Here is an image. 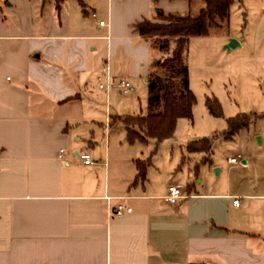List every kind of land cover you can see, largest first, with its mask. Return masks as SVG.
I'll use <instances>...</instances> for the list:
<instances>
[{
  "label": "crops",
  "instance_id": "1",
  "mask_svg": "<svg viewBox=\"0 0 264 264\" xmlns=\"http://www.w3.org/2000/svg\"><path fill=\"white\" fill-rule=\"evenodd\" d=\"M204 7V0H0V264H264V113L254 111L231 140L216 132L210 154L189 153L190 141L179 156H156L145 183L135 182L137 162L149 160L140 145L153 140L129 143L120 120L137 116L136 89L160 76L163 53L136 26L158 22L157 10ZM107 64L130 94L99 88ZM240 137L246 151L228 157L224 179L208 180L211 168L220 166V177L224 170L215 139L235 145ZM171 184L184 187L176 205L166 201ZM120 204L124 216L109 217L108 207Z\"/></svg>",
  "mask_w": 264,
  "mask_h": 264
},
{
  "label": "rangeland",
  "instance_id": "2",
  "mask_svg": "<svg viewBox=\"0 0 264 264\" xmlns=\"http://www.w3.org/2000/svg\"><path fill=\"white\" fill-rule=\"evenodd\" d=\"M263 11L264 0H235L230 12L229 29H212L207 37L192 38L184 58L189 70L190 85L197 98L193 110V121L180 119L174 137L160 143L154 156L152 155L155 149L153 141L148 145H140L141 152L144 153L143 158L149 157L154 160L158 156L160 161H167L173 151L179 156L181 148L190 141L204 138H210L213 141L216 132L222 136L224 133L222 131L228 129V118L239 114L250 115L256 110L259 114L264 113ZM196 13L194 10L193 15ZM229 33L233 36L232 39L241 41L243 46L226 49L225 47L230 43L227 45L223 43ZM174 46L175 44L172 43L171 51ZM169 56L171 52L163 55L159 61ZM157 74L167 78L171 76V71L160 68ZM173 83L179 86V78L173 79ZM147 87L140 85L136 93L134 92L136 94L135 115H146L148 112ZM212 94L220 97L222 106L224 104L223 118L210 115L205 106V97ZM215 141V158L224 168L223 174L222 177L219 176L216 170H220L221 167L217 166L211 168L205 176H208V180L217 181L225 178L229 166L228 157L239 150L245 152L246 143L242 137L235 145L223 143L221 139H215ZM225 144H229V147ZM261 155L264 156V153L262 152ZM177 181L185 186V180Z\"/></svg>",
  "mask_w": 264,
  "mask_h": 264
},
{
  "label": "trees",
  "instance_id": "3",
  "mask_svg": "<svg viewBox=\"0 0 264 264\" xmlns=\"http://www.w3.org/2000/svg\"><path fill=\"white\" fill-rule=\"evenodd\" d=\"M64 1L56 0L57 5ZM234 1L204 0L205 7L196 15L192 13L166 14L157 10L158 22L145 21L136 26L141 37L150 40L163 55H168L171 52V56L159 62V67L171 71V76L167 78L156 76L150 80L148 113L146 115L120 117V120L126 125L129 143L155 141L156 147L152 154L154 156L160 143L174 137L180 119L193 121V110L197 98L189 87V70L185 63L184 53L192 38L208 36L212 28L227 29L229 27L230 12ZM172 43L175 46L171 51ZM176 77L179 78V86L173 83V79ZM205 106L212 116L224 117L222 104L217 97H206ZM254 117L253 114H241L228 119V130L222 134L223 138L225 140L233 139L241 130L250 126ZM258 117H264V115ZM186 150L189 153L210 154L212 139L204 138L191 142L186 146ZM151 160L137 162L136 183L147 181V170ZM209 162V160H205V163Z\"/></svg>",
  "mask_w": 264,
  "mask_h": 264
},
{
  "label": "built area",
  "instance_id": "4",
  "mask_svg": "<svg viewBox=\"0 0 264 264\" xmlns=\"http://www.w3.org/2000/svg\"><path fill=\"white\" fill-rule=\"evenodd\" d=\"M91 17L93 19H97V13H92ZM100 26H105V21H100ZM98 84L100 89L109 90L111 88H118L122 94L128 95L132 91V86L128 81H118L116 82L111 74V70L109 65H105L102 70L101 74L98 76ZM64 154V150L60 151V158H62ZM79 158L85 165L93 164V158L90 153H82L79 154ZM239 160L237 158H231L230 163L235 164L238 163ZM184 198V187L180 184H171L168 187V195L166 197V201L171 205H176L180 199ZM234 205L239 207L240 200L236 198L234 200ZM108 216L109 217H123L124 216V206L118 205L116 208H112L111 206L108 207Z\"/></svg>",
  "mask_w": 264,
  "mask_h": 264
},
{
  "label": "water",
  "instance_id": "5",
  "mask_svg": "<svg viewBox=\"0 0 264 264\" xmlns=\"http://www.w3.org/2000/svg\"><path fill=\"white\" fill-rule=\"evenodd\" d=\"M229 43L230 44H228L227 46H226V49H234V48H236L237 46H239L240 44L236 41V40H234V39H231L230 41H229ZM158 64H159V62H157ZM258 141H260V139H258ZM219 170H216V172H218Z\"/></svg>",
  "mask_w": 264,
  "mask_h": 264
}]
</instances>
